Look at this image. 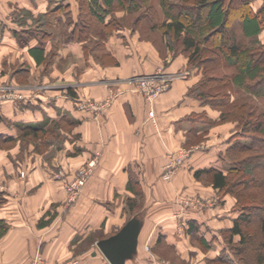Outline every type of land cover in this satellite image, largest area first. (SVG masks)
I'll use <instances>...</instances> for the list:
<instances>
[{"label":"crops","instance_id":"crops-1","mask_svg":"<svg viewBox=\"0 0 264 264\" xmlns=\"http://www.w3.org/2000/svg\"><path fill=\"white\" fill-rule=\"evenodd\" d=\"M250 1L257 9L263 0ZM89 8L88 0H0V86L24 87L20 98L0 101V142L16 138L21 124L67 126L59 135L62 143L49 139L48 150L34 151L31 164L13 162L8 150L0 149V264H33L37 251L47 264L73 257L86 264H110L95 250L96 241L115 233L135 214L142 221L137 250L124 264H148L143 243L151 248L163 244L184 256L192 248L190 234L202 254L213 260L226 249L220 232L231 227L235 214L230 198L224 195L217 201L218 189L202 185L194 173L212 167L225 174L227 163L221 155L226 138L192 145L171 183L164 180L168 151H177L186 135H198L205 127L186 117L201 108V102L186 95L187 77L175 79L151 101L133 90L129 78L160 69L177 72L183 60H168V53L161 54L134 26L110 25V14L99 22ZM11 9L47 15L64 23L65 30L44 35L35 27L40 22L33 27L18 23ZM85 17H92L94 27L84 40ZM32 47L43 49L40 63L30 54ZM10 64L23 66L10 69ZM47 64L48 71L43 70ZM25 75L32 76L33 84L18 83ZM108 97L98 118L81 106ZM92 159L90 176L69 200L64 179L73 178ZM58 170L64 178L55 177ZM180 192L203 195L214 205L182 206L174 199ZM139 198L143 207L131 213ZM81 245L86 247L76 250Z\"/></svg>","mask_w":264,"mask_h":264},{"label":"rangeland","instance_id":"rangeland-1","mask_svg":"<svg viewBox=\"0 0 264 264\" xmlns=\"http://www.w3.org/2000/svg\"><path fill=\"white\" fill-rule=\"evenodd\" d=\"M169 2L174 3L175 5H184L185 7L193 9L195 12L194 16H198L197 11V5L192 4V2L183 3L182 0H167ZM78 2H81L78 0ZM230 5H234L235 1H230ZM81 4V3H80ZM151 7L148 5H142V7L136 11V12H129L124 8H121L114 4L115 9L111 12L112 20H113V26H125L127 28L133 27L138 29L139 35L142 38L149 39L152 41L153 45L158 49L161 54H167L168 53V60H173L176 57L183 60V69L178 70L177 72H167L170 74H174V78L172 81L169 82L168 89L170 88L172 82L177 78H183L187 77V79L190 81V85L187 87L186 95L196 99V101L201 102L199 106L201 108L196 109V111H192L191 113L186 114V117L189 119H195V121H200L205 127L202 129V132L198 135H186V143L181 148H178L179 150H189L188 156L192 153V145H199V144H205V140H215L217 141L222 140V138H226L225 141H223L225 144L231 145L232 142H235L237 140L236 136L241 133L240 131H244V137L240 138L239 141L244 142L248 141L246 138V135L253 134L255 136H261L251 128L255 125L254 124H246L245 122L247 120H251V122H257L259 119L262 120V123L264 124V96L261 94L255 93V91L259 85H262L263 82L261 80H257L250 84V88L253 91H247L240 87H237L233 83L230 82V76L232 74V70L227 68L222 60H214V54L216 55V48L213 46L214 39L216 37H213L208 39V43H210V48L212 51H209L208 58L209 61L203 63V67H195L193 65H190L187 62L186 56L182 52H176L171 51L167 47V40L163 37L161 31L158 28H153L151 25V20L161 21L165 17L162 13L160 0H150ZM84 13V9L80 10ZM119 12L125 11L122 13V15L117 14ZM12 17H14L18 23L22 22L23 25H27L28 27H33V23L40 22L39 26H35L36 29L40 32H43L45 35L46 33L55 32L56 34L60 35L65 30V24L64 23H55L52 18L50 19L45 16L44 14L40 15H27L24 14L23 11L11 9L10 10ZM143 15V16H140ZM39 16V18H38ZM155 16V17H154ZM92 18V17H90ZM88 17H85L86 19V26L88 29L85 30V28L82 30V33L84 34L83 37L84 40L91 34V30L94 27L92 19ZM229 24L235 25L237 23V16L236 15H230L229 17ZM84 22V21H83ZM151 28V29H150ZM33 32V29H31ZM260 38L264 41V30L259 35ZM43 39V36H41ZM96 44L97 41H94ZM213 47V48H212ZM102 52L101 50L99 51ZM96 54L99 56V53ZM166 52V53H165ZM94 54V53H93ZM103 55V54H102ZM100 54L99 57L102 56ZM163 56V55H162ZM254 58L256 60L261 59L263 56V52H256L254 55ZM71 58L68 59L70 61ZM74 59V58H73ZM166 62L167 60H163ZM23 64H10V69L20 68ZM62 67H64V62H62ZM208 69V67H210ZM3 67L6 68L4 65ZM50 66H45V69H49ZM208 69V70H207ZM11 71V70H10ZM164 71V69H163ZM211 76V77H209ZM212 76H215L212 78ZM18 83L22 84H33V78L32 76H21L17 78ZM198 86V88H195ZM24 87L19 86L15 84H4L0 86V101L4 99L2 98V95L7 93L12 94H19L18 92H24ZM202 90H205V92H210L208 94V98H210V102H203L202 101V95L200 94ZM20 95V94H19ZM219 100V102H218ZM246 127V128H245ZM67 126H56L54 125L51 129V127H48L46 130L48 134L46 137H43L40 135V138H36V141L34 140H14L10 142H0V149L8 150V157L10 160L15 162L16 160H28L31 164L33 156V152L37 151L39 148L41 151H37L38 153L45 154L44 152L48 150L49 139L56 140L57 143H62L60 140V133H62L63 130H65ZM62 129V131H61ZM58 136V137H57ZM260 149H262L260 145ZM11 150H14L10 152ZM226 148L224 149L225 152ZM17 152V153H16ZM222 152V153H224ZM15 154V155H13ZM230 156L234 159L240 162L242 161H250V164H252V167L256 173H258V176L253 178L251 175H246L243 173V169L241 171H236L231 173L232 181H236L234 183V186L231 187V192H224L221 190H217V197H223L224 195L230 198V204L232 206L233 214H235V219L239 216L241 212L244 210L249 213L250 221L246 224L243 223V231H248L253 234H255V242L258 240L259 235V222H260V216L261 212L256 211L255 209L260 207V205L263 204L261 200L262 196L264 195V169L263 165L261 164L264 162V151L263 150H245L241 152H231ZM185 158V159H186ZM184 159V160H185ZM184 162V161H183ZM223 162H225L223 160ZM260 162V165H258ZM226 163V162H225ZM228 164L226 167V172L228 170ZM225 172V173H226ZM174 174V172H173ZM172 174V175H173ZM172 175L170 178H165L162 173V178L166 181H169L171 183L172 181ZM196 180L200 181L202 185H210L211 184V176L210 173H201L199 176H194ZM202 196L196 195L195 197L193 194H184L183 192L176 193L174 196L175 202L178 204H182V206H192V207H199L200 209L204 208H210L214 205L213 202H210L207 200V198H202ZM141 198L136 199V205L131 210V213L140 210L143 207V203L140 201ZM181 200V201H180ZM218 201V199H217ZM177 204V205H178ZM244 205L243 210L241 209V206ZM256 206V208H255ZM137 217H140L138 214ZM132 216V215H131ZM233 218V220H234ZM232 226V225H231ZM229 228L226 230H221V235L223 236V240L226 245V249L220 250L219 254L216 257H219L220 254H224L225 256L231 258L233 260V264H245L244 262V247L239 246L238 241L239 236L234 235L231 238V241H229ZM195 235V234H194ZM192 248L187 249V252L185 255L181 256L180 253H176L172 249L166 247L163 244H157L155 247H150L149 243H143L141 246V252H144L147 255L148 258V264H225L221 261H216L215 259L210 260L209 258L205 257L202 252L201 248H197V242H195L194 237L192 234H190L189 238ZM146 246L148 247L146 249ZM86 245H81L79 249H84ZM195 247V248H194ZM249 248V247H248ZM247 248V249H248ZM86 249V248H85ZM97 246L95 247V250H97ZM204 250V249H202ZM249 259L253 258L254 254V247L249 248L246 250ZM135 255V254H134ZM76 256V255H74ZM82 260V259H81ZM83 261V260H82ZM84 262V261H83ZM85 263V262H84ZM86 264V263H85Z\"/></svg>","mask_w":264,"mask_h":264},{"label":"trees","instance_id":"trees-1","mask_svg":"<svg viewBox=\"0 0 264 264\" xmlns=\"http://www.w3.org/2000/svg\"><path fill=\"white\" fill-rule=\"evenodd\" d=\"M190 1L192 4L197 5V17L194 16L195 12L191 8L185 7L182 4L175 5L167 0H160L162 13L165 18L159 22L151 20V25L153 28H158L161 31L163 37L167 40L168 49L182 52L190 65L203 67L205 65L203 63L208 62L210 59L207 56L209 51H212L208 39L216 37L213 46L217 52L216 55L214 54L213 59L219 60L222 58L225 63L224 65L233 71L229 78L230 82L244 90L253 91L250 88V84L261 80L263 82L262 85H259L253 92L264 96V41L259 36L264 30V0L257 9L252 7L250 0H182L183 3ZM230 1H235V4L230 5ZM88 4L90 13L99 22H103L105 16L110 14L108 19L110 25H113L111 12L115 9L114 4L129 12L138 11L142 5L151 7L150 0H88ZM63 6V4H60V7ZM24 14L29 15L30 13L24 11ZM230 15L237 16V23L235 25L228 23ZM261 51L263 52V56L261 59L256 60L253 55ZM29 52L37 63L44 60L43 49L41 47L29 48ZM210 68L211 66L208 67V69ZM213 77L215 76H212L211 79ZM195 88H198V86ZM209 93L202 90L200 94L203 96L201 98L203 102H210V98H208ZM245 123L248 125L255 123L251 129L256 130L255 132L259 135H264L262 120L259 119L257 122L247 120ZM19 127L21 128L17 137H7L8 142L17 139H28V141L32 139L36 141V138H40V135L46 137L48 134L46 128L41 124H21ZM240 132L236 136L237 140L232 142L231 145L228 144L225 152L221 155L222 160L229 166L225 174L218 169L210 167L196 170L195 176H199L204 172L210 173L213 187L224 192H231L230 186H234L236 182L232 181L231 176H229L233 172L243 169V173L246 175H251L253 178L258 176L250 161L240 160L238 162L230 156V153L254 149L264 151V138L263 136L260 138V136L248 134V136L246 135L248 141L241 142L239 139L244 137V131L241 130ZM260 145L262 149H260ZM36 150L41 151L39 148L37 149V146ZM261 164L264 169V162ZM258 165H260V162ZM260 201L263 204L260 207L257 206V208L255 206V210L261 212L257 242H255V234L243 231V223L246 224L250 221L249 213L245 210L236 219L234 218L228 232L230 242H232V236H239L236 243L244 247L245 264H264V195ZM132 206L133 203L130 204L131 209ZM243 208L244 205L241 206L242 210ZM248 247H254L253 258L251 259L247 258L248 254L246 250L249 249ZM215 260L225 264H233V260L224 254H220Z\"/></svg>","mask_w":264,"mask_h":264},{"label":"built area","instance_id":"built-area-1","mask_svg":"<svg viewBox=\"0 0 264 264\" xmlns=\"http://www.w3.org/2000/svg\"><path fill=\"white\" fill-rule=\"evenodd\" d=\"M174 78V74L167 73L162 69L155 71L148 75L134 76L129 78V82L133 83V90L142 94L148 101L156 98L161 92L168 89L169 82ZM20 98L19 94L7 93L2 95V98ZM111 98H106L102 101L86 100L82 103V107H86L94 112V117L98 118L99 114L109 104ZM189 150H177L175 152L168 151V160L164 166L163 176L170 178L175 169L181 165L188 155ZM95 165V159L90 160L83 167H80L74 177L63 181V186L68 194L69 200H74L82 186L85 184L87 178L90 176L91 171ZM55 177L64 178L61 170L56 171ZM148 247L146 246V249ZM33 264H47L39 251L36 252L33 258ZM55 264H85L81 259L73 257L63 262Z\"/></svg>","mask_w":264,"mask_h":264},{"label":"water","instance_id":"water-1","mask_svg":"<svg viewBox=\"0 0 264 264\" xmlns=\"http://www.w3.org/2000/svg\"><path fill=\"white\" fill-rule=\"evenodd\" d=\"M142 221L130 217L115 233L98 239L96 246L110 264H124L136 253Z\"/></svg>","mask_w":264,"mask_h":264}]
</instances>
